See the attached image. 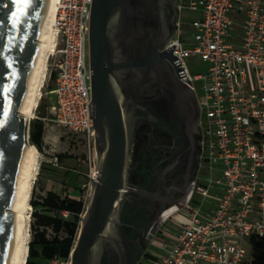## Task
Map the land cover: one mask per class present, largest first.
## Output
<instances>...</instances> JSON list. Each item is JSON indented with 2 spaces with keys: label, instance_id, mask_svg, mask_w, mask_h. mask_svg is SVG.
Segmentation results:
<instances>
[{
  "label": "built area",
  "instance_id": "2783aa9c",
  "mask_svg": "<svg viewBox=\"0 0 264 264\" xmlns=\"http://www.w3.org/2000/svg\"><path fill=\"white\" fill-rule=\"evenodd\" d=\"M92 3L57 0L45 83L54 84L51 120L82 136L95 154ZM178 10L177 30L164 49L173 52L177 76L198 97L209 175L162 221L149 255L154 264H253V239L264 238V0H179ZM187 10L199 11L191 21L196 39L189 41L180 19ZM189 59L206 62V72L193 73ZM51 163L61 166L58 155ZM88 177L93 188L96 162Z\"/></svg>",
  "mask_w": 264,
  "mask_h": 264
},
{
  "label": "water",
  "instance_id": "95a60500",
  "mask_svg": "<svg viewBox=\"0 0 264 264\" xmlns=\"http://www.w3.org/2000/svg\"><path fill=\"white\" fill-rule=\"evenodd\" d=\"M49 2L0 0V264H10L14 253L16 217L10 208L32 150L30 122L21 108ZM177 16L174 0H93L89 60L96 177L70 264L140 260L142 252L133 250L140 229L122 216L137 108L176 127L201 151L197 95L177 76L173 52L164 49Z\"/></svg>",
  "mask_w": 264,
  "mask_h": 264
},
{
  "label": "flooded vegetation",
  "instance_id": "af4514ba",
  "mask_svg": "<svg viewBox=\"0 0 264 264\" xmlns=\"http://www.w3.org/2000/svg\"><path fill=\"white\" fill-rule=\"evenodd\" d=\"M174 1L178 16L172 36L179 21V0ZM198 133L202 135L200 123ZM131 139L122 216L140 229L133 250L142 252L141 260L151 239L150 229L154 227V237L162 221L195 191L204 161L202 145L200 152L194 150L188 136L173 125L152 119L142 108H137L132 116Z\"/></svg>",
  "mask_w": 264,
  "mask_h": 264
},
{
  "label": "rangeland",
  "instance_id": "374dc122",
  "mask_svg": "<svg viewBox=\"0 0 264 264\" xmlns=\"http://www.w3.org/2000/svg\"><path fill=\"white\" fill-rule=\"evenodd\" d=\"M199 15V11H184L181 16L183 34L182 37L186 40L196 39V31L191 24V21ZM188 64L193 73H205L208 67L206 62L202 60L189 59ZM53 82H44L43 96L41 97L34 116L31 118L30 127L36 120L42 119L45 124L43 143L40 151V170L34 183L35 197L37 200L46 195L48 190L56 191L62 196L71 195L83 198L89 202L92 193V183L88 177L91 168L96 162V153L90 152V147L86 144L82 136L74 134L67 129L58 126L53 120L49 106L54 100V95L49 94L48 90L53 88ZM198 96L203 97L201 84L196 83ZM31 142V140H30ZM32 143V142H31ZM65 154L66 159L61 161V166L52 165V160L56 155ZM95 155V157H94ZM209 171L203 167L200 176H208ZM215 175V174H214ZM36 208L33 207V211ZM42 210V208H37ZM178 217H181L178 215ZM43 226L36 222L34 215H31V240L34 238L36 230H42ZM51 229L48 230V235H52ZM153 238V237H152ZM147 243L146 251L143 258L138 264H154L153 257L149 255L153 250L151 240ZM155 239H161L159 234ZM157 250V249H155ZM46 264H63L61 262L47 261ZM66 264V263H64Z\"/></svg>",
  "mask_w": 264,
  "mask_h": 264
},
{
  "label": "trees",
  "instance_id": "16d2710c",
  "mask_svg": "<svg viewBox=\"0 0 264 264\" xmlns=\"http://www.w3.org/2000/svg\"><path fill=\"white\" fill-rule=\"evenodd\" d=\"M44 131L42 119L34 121L30 127V140L39 149L42 147ZM58 157L60 162L66 159L65 154H59ZM31 204L36 208L32 214L43 229L36 230L30 241L27 264H46L54 259L67 261L75 246L88 201L71 195L62 196L53 190H48L46 195L37 200L33 189ZM39 207L41 211L37 210ZM64 211L68 212L67 217ZM49 229L52 235H48ZM253 256V264H264V238L253 239Z\"/></svg>",
  "mask_w": 264,
  "mask_h": 264
},
{
  "label": "bare ground",
  "instance_id": "6f19581e",
  "mask_svg": "<svg viewBox=\"0 0 264 264\" xmlns=\"http://www.w3.org/2000/svg\"><path fill=\"white\" fill-rule=\"evenodd\" d=\"M57 0H50L48 12L39 33L38 42L41 50L34 66L26 97L21 108V113L30 121L34 116L41 97L48 69L49 55L55 49L56 30L54 18ZM32 148L23 175L20 179L18 189L10 208L15 214L16 228L14 233V253L10 264H27L31 241V215L33 206L31 197L35 180L40 170V151L36 145L27 142Z\"/></svg>",
  "mask_w": 264,
  "mask_h": 264
},
{
  "label": "snow or ice",
  "instance_id": "6c2138e0",
  "mask_svg": "<svg viewBox=\"0 0 264 264\" xmlns=\"http://www.w3.org/2000/svg\"><path fill=\"white\" fill-rule=\"evenodd\" d=\"M24 2H25V3H27V2H28V0H24Z\"/></svg>",
  "mask_w": 264,
  "mask_h": 264
}]
</instances>
